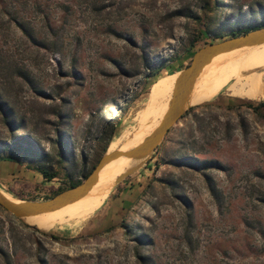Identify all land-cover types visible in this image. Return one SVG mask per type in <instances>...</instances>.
Listing matches in <instances>:
<instances>
[{"label": "rangeland", "instance_id": "1", "mask_svg": "<svg viewBox=\"0 0 264 264\" xmlns=\"http://www.w3.org/2000/svg\"><path fill=\"white\" fill-rule=\"evenodd\" d=\"M263 19L264 0H0V98L52 161L61 139L60 165L81 179L196 49ZM261 100L222 88L188 106L72 219L41 227L0 207V264H264V107H247ZM27 162L0 160V189L45 199L63 171L45 181Z\"/></svg>", "mask_w": 264, "mask_h": 264}, {"label": "bare ground", "instance_id": "2", "mask_svg": "<svg viewBox=\"0 0 264 264\" xmlns=\"http://www.w3.org/2000/svg\"><path fill=\"white\" fill-rule=\"evenodd\" d=\"M263 61L264 43L240 47L214 56L187 87L180 107L208 101L222 88H225L231 96L241 98L257 99L264 96V69H259V63ZM170 95L154 97L138 108L132 119L135 126L121 131L112 140L107 152L132 148L147 136L164 114ZM134 159L135 157L125 155L110 159L99 168L93 183L82 195L55 210L23 219L41 227H51L55 220L63 222L97 208L113 188L112 186L130 168ZM0 195L17 201L1 189Z\"/></svg>", "mask_w": 264, "mask_h": 264}, {"label": "water", "instance_id": "3", "mask_svg": "<svg viewBox=\"0 0 264 264\" xmlns=\"http://www.w3.org/2000/svg\"><path fill=\"white\" fill-rule=\"evenodd\" d=\"M261 43H264V26L200 46L193 52L189 63L179 71L173 84L167 107L160 121L138 144L127 150L105 151L89 174L80 183L63 189L51 197L39 200L16 199L17 201H13L0 195V207L19 220L24 217L55 210L82 195L93 183L99 168L110 159L118 155L145 157L156 147L169 127L176 122L180 114L188 107H180L184 93L194 77L213 56L240 47Z\"/></svg>", "mask_w": 264, "mask_h": 264}, {"label": "trees", "instance_id": "4", "mask_svg": "<svg viewBox=\"0 0 264 264\" xmlns=\"http://www.w3.org/2000/svg\"><path fill=\"white\" fill-rule=\"evenodd\" d=\"M11 20L15 23V25L20 29V31L28 38H32V34L29 30H27L26 26H24V23L22 22V19H16V17L11 18ZM264 26V19L260 22L254 23L252 25L238 28L235 30H229L227 34L224 35H217L215 34L212 38H220L224 39L236 36L241 33H244L246 31L262 27ZM206 44V43H204ZM201 105V104H197ZM195 105V106H197ZM247 107H250L254 112L259 111L260 108L264 107V100L258 101L255 105L247 104ZM193 107L190 106L188 108L192 109ZM0 116L2 124L5 125L9 135L10 140H0V160L12 162L16 164H20V158L23 156H27L29 159V162L23 166L25 169H29L32 171L37 172L40 174L43 180L50 181L54 180L56 178H59L57 175L60 174V170L63 171V177L59 178L60 185L57 186L55 189H53L50 194L46 195L43 198L51 197L52 195L56 194L57 192L75 186L78 183H80L92 170L94 166H91L87 172L81 175V179L72 180L70 173H68L62 165H60L61 159H63L64 154L60 152V149L63 146L62 140L57 138V144L59 147V150L57 151L56 159L51 160L49 158V155L43 152L41 149H39L38 145L34 143V140L26 135H22L20 133H17L16 130L20 129L21 126H19L18 122L14 118V111L13 109L0 98ZM12 135V136H11ZM64 148V146H63ZM64 152V151H63ZM130 167L127 170V173L131 172ZM50 237H53V235H49Z\"/></svg>", "mask_w": 264, "mask_h": 264}]
</instances>
